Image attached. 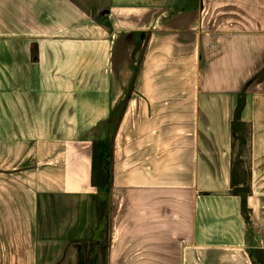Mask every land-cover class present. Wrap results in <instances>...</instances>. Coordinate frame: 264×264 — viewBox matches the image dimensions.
<instances>
[{
	"label": "crops",
	"instance_id": "obj_1",
	"mask_svg": "<svg viewBox=\"0 0 264 264\" xmlns=\"http://www.w3.org/2000/svg\"><path fill=\"white\" fill-rule=\"evenodd\" d=\"M80 261L264 264V0H0V264Z\"/></svg>",
	"mask_w": 264,
	"mask_h": 264
},
{
	"label": "trees",
	"instance_id": "obj_2",
	"mask_svg": "<svg viewBox=\"0 0 264 264\" xmlns=\"http://www.w3.org/2000/svg\"><path fill=\"white\" fill-rule=\"evenodd\" d=\"M245 107V96L244 94L239 99L238 107L236 111L235 122L233 130L235 132L234 138L236 141L238 130L241 126H244L241 122V116ZM111 155V145L107 142H100L95 144L94 151V163H93V186L97 187L100 192L109 193L111 189V171L107 165L108 157ZM233 186L237 187L236 173ZM235 194L242 196L244 208H246V198L250 194L248 187H242L240 190L235 191Z\"/></svg>",
	"mask_w": 264,
	"mask_h": 264
},
{
	"label": "rangeland",
	"instance_id": "obj_3",
	"mask_svg": "<svg viewBox=\"0 0 264 264\" xmlns=\"http://www.w3.org/2000/svg\"><path fill=\"white\" fill-rule=\"evenodd\" d=\"M119 118V117H118ZM116 118V121L117 119ZM119 125L118 122H113L111 124V130L113 131V128L117 127ZM250 128L246 125L241 126L237 133V138L235 141L236 145V164L239 172V180L240 181H246L247 180V164H248V158H249V138H250ZM110 144V141H109ZM111 145V144H110ZM82 261L79 262L81 264Z\"/></svg>",
	"mask_w": 264,
	"mask_h": 264
}]
</instances>
